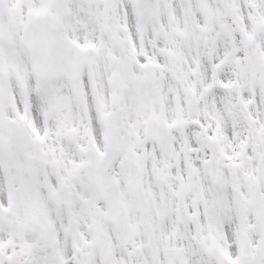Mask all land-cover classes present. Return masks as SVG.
Here are the masks:
<instances>
[{
    "label": "snow or ice",
    "instance_id": "6c2138e0",
    "mask_svg": "<svg viewBox=\"0 0 264 264\" xmlns=\"http://www.w3.org/2000/svg\"><path fill=\"white\" fill-rule=\"evenodd\" d=\"M0 264H264V0H0Z\"/></svg>",
    "mask_w": 264,
    "mask_h": 264
}]
</instances>
